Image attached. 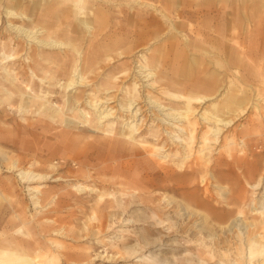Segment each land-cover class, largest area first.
<instances>
[{"label":"bare ground","instance_id":"6f19581e","mask_svg":"<svg viewBox=\"0 0 264 264\" xmlns=\"http://www.w3.org/2000/svg\"><path fill=\"white\" fill-rule=\"evenodd\" d=\"M134 2L141 5L145 4L146 7L154 9L157 13L155 14H159L167 25L164 30L162 21L160 23L159 20L150 18L151 15L145 16L143 11L142 14L136 13L139 19L138 22H135L133 21L135 15L132 13L125 19L126 25H134V31L146 37L143 38V40L145 39L144 42L163 34H167L166 37L170 41L173 31L180 32L179 29L187 28L189 34L181 35L186 48L190 47L191 51L200 53L205 62L208 61L206 57L215 59V65L223 67L224 72H228L232 80L234 77L247 76L251 71L259 74L264 73V65L262 64L264 63V0H197L195 4L193 3V6H196L195 9L193 6L187 7L186 0H154V2L134 0ZM175 2L181 4L176 9H174ZM91 3L92 5H90ZM96 3L101 2L100 0H0V8L4 9L7 18V29L14 33V35L9 34L7 38L0 35V112L7 109L6 107L14 106L25 120L30 115H38L50 123L62 127L75 129L77 124H82L84 128L100 130L103 133L102 139H100L103 144L105 143L106 146H113L116 143L122 144L123 154L126 152L136 156L145 155L140 159L146 168L165 170L169 174L166 177H170L173 170L166 169L167 167L159 161L168 166L176 167L181 172L179 179L183 181L190 180L193 173L201 169L206 172L209 171L212 163V145L219 143V138L223 135L222 132L226 128L232 127L238 118L245 114L246 106L251 99L239 95L237 97L238 92L234 94L233 81H228L225 83L227 89L224 92L227 96H224L225 99L221 106L218 102H213L210 109L205 107L196 118L197 108L193 102L195 101L196 104L200 105L216 97L215 94L222 86L223 81V74L220 73V70L215 68L212 72H208L211 73L208 81L215 85L209 89L208 94L202 96L200 94V96L192 98L168 90L162 92V95L169 96L171 102L168 103L169 100L160 102L148 92L143 95L144 89L141 91L142 87H154L162 72H155L149 65L148 57L141 53L139 59L132 61V63L134 62L133 66L127 61L122 62V88L125 91L122 94V103L117 108V111H120L119 119L122 126L118 128V122L115 121V123L112 120L115 118L116 109L113 110L114 105L110 106V103L116 97L115 94L106 95L96 100L88 97L86 104L91 112L85 111L79 106L83 103V95L75 94V90L73 92L72 90L84 87L88 83L90 79L87 80L86 74L95 72L94 64H99L100 53L96 55V59L83 58L81 56L82 45L78 41L79 37L75 31L84 27L86 33L97 36L107 29L109 17L105 10L106 6L102 7ZM40 16L43 19H39ZM70 17H74V19L72 20ZM58 18L59 20H57ZM66 19H69V22H66ZM56 21L57 23H54ZM63 22L70 28L63 26ZM139 23L143 25L146 32L142 30ZM122 26L123 34L126 27L123 24ZM67 29L70 30L69 34H74V37L62 40L59 33L62 34ZM132 43L126 45L125 41L122 40V48L117 50L116 56H121L122 59L131 58L134 49ZM115 44L107 45L104 48L102 53L105 57L103 58L104 61L111 59V52ZM170 46L171 60L173 62L183 61L185 54L182 46L176 43H172ZM7 48L11 50L8 51ZM143 48L148 49L147 45ZM62 50L65 52H61ZM60 52L65 54L66 61L62 62L63 59L59 58ZM67 52H70L68 57ZM161 52L160 49L153 51V57L158 58V61H163ZM33 53L38 55L37 60ZM20 60L21 62L17 64V61ZM201 61L191 58L190 63L199 64L196 70L184 66L180 67L179 74L185 76L183 77L184 81H187L189 85L204 83L203 78L197 77L198 74L205 73V70L201 68ZM209 62L213 63L210 60ZM68 63L71 66L70 73L73 74V77L75 76V79H71V75V78L68 77L63 83L66 94L63 96L62 103L56 105L53 87L60 80L59 76L63 75L64 66ZM84 67H86L85 72L82 71ZM135 67L139 69L134 70ZM187 71L188 75H186ZM192 71L194 74L190 75ZM239 71H242L240 75H238ZM106 77L108 82L102 88L105 91L103 93L108 94L116 91L114 87H116L118 78L115 73H108ZM128 80H131L130 83L125 85ZM148 81L151 82L144 86L143 83ZM36 85L46 88L45 91L36 88ZM256 91L255 100L257 102L251 101L253 108L259 107L260 101L264 105V97L259 93L260 90ZM172 101L181 104L176 106L172 104ZM139 104L142 105L137 106ZM148 116L151 117L152 121L156 120V123L149 135L144 137L143 143H148L151 140L155 142L152 146L137 143V137L142 135V124ZM234 143V135H231L226 139L225 145L232 146ZM74 151L75 149L72 154H76ZM0 160L4 161L3 155H0ZM30 166L32 163L25 168L20 166L19 162L7 163L8 172H18L17 175L20 176L18 184L0 182V264H60L61 262L96 264L97 261L107 263L113 259L121 262L122 258L129 261L136 259L140 264H173L170 260L161 258V255L152 251L144 255L136 248L138 244L127 246L125 251L127 255L122 257V227L115 226L120 221L109 222L107 218L102 216L103 214L100 217H97L96 214L91 215V222L85 225L86 232L82 235L71 231V228L70 230L67 229L61 222L63 218L50 215L52 210L47 209L51 206L47 207L48 202H43L46 196L52 199L56 194L39 186L48 178H53L51 181L65 179L34 172L29 169ZM210 178L214 182L212 186L222 194L224 187L218 186L212 174L209 176V180ZM201 182H206L204 175L201 176ZM263 183L264 176L259 177L254 184L249 186L252 189H259ZM87 188L96 193L100 191L97 188L85 187L81 184L73 187L74 190ZM22 192L27 197L29 196V204L28 202L26 204L25 199L19 198V193ZM136 192L135 190V192H123V194L131 197ZM104 196L101 194L102 200L99 206L101 209L108 204L103 200ZM161 200L166 205L172 203V200L166 195L162 196ZM250 206L254 210L253 213L261 218L260 223L264 227V201L261 200L258 206L255 202H251ZM58 207V205L55 206L53 210H57ZM30 209L46 210V212L30 215L27 214ZM179 214L187 216L190 212L182 206L179 207ZM126 222L129 221L126 220ZM158 223H162V221L159 220ZM256 226V223H248L241 212L236 213L224 225V232H222V234L229 233L235 238L236 243L233 250L226 251L218 248L219 246H216L217 241L213 240L218 238V233L214 231L210 234L207 242L204 241V237L197 240L195 247L197 261H195L198 264H264V238L260 237L263 230L253 236L249 235ZM114 227H118L117 235L109 238L107 233L112 231ZM78 237L85 242H95L103 250L100 253H93L94 250L89 248L88 250L85 249L87 250L86 253L81 254L72 251L81 247L63 243L64 240L70 241ZM145 244L150 246V243ZM187 251L190 250L185 249V252ZM218 254L220 257L217 258ZM185 255L186 253L182 255L184 257L182 264H195L192 260L194 258H185Z\"/></svg>","mask_w":264,"mask_h":264},{"label":"rangeland","instance_id":"374dc122","mask_svg":"<svg viewBox=\"0 0 264 264\" xmlns=\"http://www.w3.org/2000/svg\"><path fill=\"white\" fill-rule=\"evenodd\" d=\"M141 1L145 2L146 0ZM196 1L197 0H186V6L192 7L193 3L195 4ZM100 2L101 3H96V5L100 4L102 7L106 6L105 10L108 13L109 24L107 29L97 36L86 33L84 27L75 31L76 35L79 37L78 41H80L82 45L81 56H83V58H88L89 60L96 59V55L100 53L98 59L100 60L99 64H94L96 69L95 72H88V74H86L87 80L90 79L87 83L88 85L86 84L84 87L72 90V92L75 90V94L79 93L83 95V103L79 104V106L84 108L85 111L91 112V109H88L89 106L86 104L88 97L92 98V100H96L106 95L115 94L116 97L112 99L113 102L110 103V106L114 105L113 110L116 109L114 113L115 118L112 120L118 122V128L122 126L120 125L121 122L119 119L120 111H117V108L120 107L119 104L122 103V94L125 91V89L122 88V62L127 61L128 63H132L133 60L139 59L141 53L148 57L149 65L155 72L162 71L154 87H142L141 91L144 89L143 95L148 92L149 95L156 97L160 102H166L167 100H169L168 103L171 102L169 96L162 95V92L168 90L175 94H182L192 98L200 96V94L201 96L208 94L209 89L215 87L213 83L208 81L211 76V73L209 74L208 72H212L215 68L220 70V73L223 74V81L222 86L215 94L216 97L200 105L196 104L195 101L193 102L194 106L197 108L195 112L196 118L205 107H209L210 109L211 103L213 102H218L221 106L225 99L224 96H227L224 92L227 89L225 83L228 81H233V87L235 88H233V90L234 94L238 92L236 94L237 97L238 95L245 96L255 103L257 102V100H255L256 90H260L259 93L264 97L263 72L259 74L255 71H251L247 76L241 78L234 77L232 80L229 73L224 72L225 69L223 67H219L217 64L215 65V59L206 57L208 61L205 62L201 58L200 53L191 51L190 47L186 48V44L182 40L183 38L181 35L189 34L187 28L179 29L181 30L180 32L173 31L170 41H168V37H166L167 34H163L148 42H144L145 39L143 40V38L146 37L136 33V31H134V25H126L127 21H125V19L134 13L135 17L133 21L138 22L139 17L137 18L136 13H141L143 11L145 16L151 15L152 17L150 18L159 20L160 23L163 22L162 24L165 30L167 26L166 22L160 18L159 14L156 15L157 13L154 9L146 7L145 4L141 5L140 3H135L134 0H110L106 2L100 0ZM90 5H92V3ZM178 5L180 6L181 4L175 2L174 9H176ZM193 8L195 9L196 6L194 5ZM38 18L43 19L42 16ZM70 19L73 20L74 17H70ZM57 20H59V18ZM66 22H69V19H66ZM54 23H57V21ZM122 24L126 27L123 34ZM139 24L141 25V23ZM62 25L66 28H70V26H66L64 22ZM7 28V18L5 17L4 9L1 7L0 35L6 38L9 34L14 35V33L8 31L9 29ZM141 28L146 32L143 25H141ZM68 32H70V30L67 29L62 34L59 33L62 40L74 37V34H69ZM41 36H43V34H41ZM122 40L125 41L126 45L133 42L132 45H134V49L131 53L133 54L131 58L122 59L121 56H116L117 50L122 48ZM142 42L143 44H141ZM172 43L182 46L185 54L183 61L173 62L171 60L172 54L170 45ZM113 44L115 45L111 52V59H105L104 61L103 58L105 57L102 55L104 48L107 45L112 46ZM146 45L148 49L143 48V46ZM11 49L7 48L8 51ZM155 49H160L162 51L160 55L163 61H158V58L153 57V51ZM29 52L31 51L29 50ZM61 52H65V50ZM61 52L58 56L60 59H63L62 62H64L66 61L64 58L65 54ZM66 55L68 57L70 52H67ZM37 56V54H34L36 60L38 59ZM191 58H195L197 61L202 60L201 68L205 70V73L198 74L197 77L204 79L203 84L189 85L187 81H184L183 77L185 76L179 74L180 67L182 66L188 69L192 68L193 70L198 68L199 64L190 63ZM209 60L213 63L209 62ZM18 62H21V60L17 61V64ZM262 64L264 65V63ZM133 65L134 62L132 63V66ZM64 69L63 75L59 76L60 80H55L58 81V83L53 87L56 95V99H54L56 105L62 103L63 96L66 94L63 89V83L68 77L71 78V75V79H75V76L73 77V74L70 73L71 66L69 63L64 66ZM138 69V67L134 68V70ZM254 69H256V66H254ZM85 70L86 67H84L82 71L85 72ZM193 72L194 71H192L190 75H193ZM108 73H115L120 83H116V87H114L116 91L104 94L103 92L105 91L102 90V88L107 85L108 79L106 74ZM241 73L242 71H239L238 75ZM188 74L187 71L186 75ZM131 80L126 81L125 85H128ZM150 82L151 81L144 82L143 85H148ZM36 86V88H40L42 91L46 89L39 85ZM251 86H254L253 88L256 90ZM260 87L262 88L260 89ZM251 101L246 106L245 114L238 118L232 127L226 128V130L222 132L223 135L220 136L219 143L212 145L211 171L209 170L206 172L204 169H201L198 172H194L190 180L184 181L179 179L181 172L174 166H168L166 163L159 161L167 167L166 169L170 168L173 170L171 176L166 177V175L169 174L166 173L165 170L159 171L158 169L146 168L142 159H140V157L145 155L136 156L126 152L123 154L122 144L116 143L113 146H106L104 143V145L100 140L102 139L101 136H103L100 130L94 128L87 129L84 128L82 124H77L75 129L62 127L60 125H54L38 115H30L27 117L28 120H25L16 111V107H6L7 109L0 112V155L4 156V161L0 160V182H11L13 185L18 184L20 177L17 175L18 172H8L6 167L7 163L12 161L19 162L20 166L23 168L28 167V165L32 163L29 169L34 172L65 179L51 181L53 178H48L47 181L39 184V186L44 190L48 189L56 194L52 199L46 196L43 202H48L47 207L49 205L51 206L47 209L52 210L50 215L63 218L61 222L67 229L70 230L71 228V231H75L78 235H82L86 232L84 228L85 225L91 222V215L96 214L97 217H100L103 214L102 216L107 218L109 222L116 220L120 221L116 223L115 226L118 225L119 228L122 227V257L127 255L125 253L127 246L138 244L136 248L144 255L152 251L153 253L155 252V254L161 255V258L170 260L173 264H182L184 260L182 255L186 253L185 258H194L192 260L196 264L197 250L195 247L197 240L204 237V241L206 240L205 242H207L210 238V234L214 231L218 233V238L216 237L213 239L217 241L216 246L226 251L229 249L230 251L233 250L236 243V240H234L235 238L229 235V233L225 232L222 234V232H224V225L238 212L243 214V218L248 223L253 222L257 225L250 231L249 235L253 236L257 232L263 230L260 237L262 236L264 238V227H262L260 223L261 218L253 213L254 210L251 209L250 206L251 202H255L256 206H258L261 200L264 201V183L259 186V189H252L249 186L254 184L259 177L264 176V105L260 101L259 107L255 106L253 108V106H251ZM179 103L180 102L175 103L172 101V104L176 106H180L181 103ZM142 104L137 106H141ZM221 111L223 110L221 109ZM124 114L125 112L123 115ZM143 118L145 119V117ZM155 123L156 120L152 121L151 117H146L141 127L143 128L142 135L137 137V143L147 146H152V144L155 143L151 140V143H143L144 137L149 135ZM231 135H234L235 143L232 146H227L225 145L226 139ZM74 149V153L76 154H72ZM155 160H157V158H155ZM151 162L155 165L153 161ZM211 174L214 176L218 186L224 187L222 194L212 186L214 182L211 181V178L209 180ZM203 175L206 178V182H201V176ZM77 184L84 185L85 187L97 188L101 192L99 191L96 193L88 188L84 190H74L73 187ZM135 190L137 192L133 193L131 197H127V195L125 196L123 194V192L132 193L135 192ZM101 194H103V196L105 195L103 200L108 203L102 209L99 208L102 200ZM164 195L172 200L170 205H166V203L161 200ZM28 197L24 192L19 193V198L25 199L26 204L27 202L29 204ZM57 205L59 207L54 211L53 209ZM178 206L186 207L190 214L187 216L180 215ZM37 212L43 214L46 210L39 211L30 209L27 214L36 215L38 214ZM126 220L129 222H126ZM159 220H161L162 223H158ZM117 228L118 227H114L112 231L107 233V236L109 235V238H113L117 235ZM61 240L63 242V239ZM63 243L79 246L78 248L81 247L80 249L72 250L81 254L86 253L89 248L94 250L93 253H100L103 250V248L98 246L95 242H85L82 241L80 237L70 241L64 240ZM145 243H150V246H146ZM185 249H189L190 253L188 251V253L185 252ZM218 257H220L219 254L217 258ZM60 264H69V262H61ZM96 264L140 263H138L136 259L129 261L122 258L121 262L117 259H113V261L107 263L97 261Z\"/></svg>","mask_w":264,"mask_h":264},{"label":"crops","instance_id":"0c3cea01","mask_svg":"<svg viewBox=\"0 0 264 264\" xmlns=\"http://www.w3.org/2000/svg\"><path fill=\"white\" fill-rule=\"evenodd\" d=\"M150 1H153L154 2V0H150Z\"/></svg>","mask_w":264,"mask_h":264}]
</instances>
